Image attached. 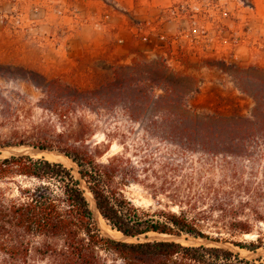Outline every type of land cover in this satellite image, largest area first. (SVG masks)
<instances>
[{
    "label": "rangeland",
    "instance_id": "1",
    "mask_svg": "<svg viewBox=\"0 0 264 264\" xmlns=\"http://www.w3.org/2000/svg\"><path fill=\"white\" fill-rule=\"evenodd\" d=\"M111 15L105 13L102 23L109 22ZM129 26L134 47L131 57L121 60L59 62L19 45L17 39L1 38L0 143L43 135L55 144L64 140L90 150L98 146L104 151L98 158L101 162L121 151L150 153L159 162L153 170L160 163L177 168L176 174L165 175L176 181L191 173L216 184L235 179L260 182L264 145L259 139L247 143L248 155H225L213 146L206 149L183 133L177 125L179 111L168 109L167 104H188L198 114L219 110L227 116L238 112L252 118L260 113L259 104H264V0H187L151 19L132 18ZM116 40L123 41L121 37ZM132 159L139 167L148 166L138 156ZM153 181L152 175L147 177L146 182ZM128 190L135 203L151 204L145 189L131 185ZM257 229L264 238V225L259 223ZM151 234L156 233L145 237L174 240ZM255 237L245 234L239 239ZM179 240L222 245L247 259L264 256V248L251 252L201 238L181 236L175 241ZM0 264L5 260L0 259ZM37 264L44 263L38 260ZM105 264L120 262L107 258Z\"/></svg>",
    "mask_w": 264,
    "mask_h": 264
},
{
    "label": "trees",
    "instance_id": "2",
    "mask_svg": "<svg viewBox=\"0 0 264 264\" xmlns=\"http://www.w3.org/2000/svg\"><path fill=\"white\" fill-rule=\"evenodd\" d=\"M259 107L260 113L246 118L238 112L198 114L188 104H167L179 111L177 125L190 139L234 156L248 155L246 145L253 138L264 145V104ZM22 144L62 153L76 165L78 177L61 162L43 157H0V259L5 264H105L107 258L120 264H264V256L247 259L222 245L104 236L80 187L82 181L101 218L124 236H189L255 252L264 248L257 229L264 225V178L256 184L236 179L216 184L186 173L176 181L165 175L176 174L177 168L160 163L153 170L159 162L150 153L121 151L101 162L104 151L98 146L55 144L43 135L0 147ZM133 156L148 166H137ZM149 173L151 183L146 182ZM131 185L145 189L151 204L135 203L128 194ZM245 234L256 237L239 239Z\"/></svg>",
    "mask_w": 264,
    "mask_h": 264
},
{
    "label": "crops",
    "instance_id": "3",
    "mask_svg": "<svg viewBox=\"0 0 264 264\" xmlns=\"http://www.w3.org/2000/svg\"><path fill=\"white\" fill-rule=\"evenodd\" d=\"M185 1L0 0V39H17L19 45L59 62L129 59L134 47L128 31L131 19H151ZM107 12L111 19L102 23Z\"/></svg>",
    "mask_w": 264,
    "mask_h": 264
},
{
    "label": "bare ground",
    "instance_id": "4",
    "mask_svg": "<svg viewBox=\"0 0 264 264\" xmlns=\"http://www.w3.org/2000/svg\"><path fill=\"white\" fill-rule=\"evenodd\" d=\"M12 154H30V155H34V156H41L47 160L50 161H56V162H61L62 164H64L66 167L70 168L71 171L73 172V174L78 177L77 171H76V165L68 158H66L65 156H63L62 154L55 152V151H39L37 149H32L31 147H27V146H17V147H13V146H7V147H1L0 148V157H5V156H9ZM80 187L82 188L84 195L89 203V207L96 219L97 225L101 231L102 234L109 236L113 239H117V240H124V241H132L134 240L133 238H130L128 236H124L122 235L120 232L111 229L106 222L99 216V214L97 213L96 209H95V205H94V201L92 199V195L90 194V192L88 191V189L86 188V186L84 185V183L81 181L80 182ZM154 236V238H171L174 240H177L179 237H172V236H168L165 234H151ZM189 237V236H188ZM187 239V238H186ZM197 239V238H196ZM180 242V240H179ZM200 243V242H199ZM192 245V244H191ZM248 252V251H247ZM251 253V252H250ZM249 254V253H248Z\"/></svg>",
    "mask_w": 264,
    "mask_h": 264
},
{
    "label": "water",
    "instance_id": "5",
    "mask_svg": "<svg viewBox=\"0 0 264 264\" xmlns=\"http://www.w3.org/2000/svg\"><path fill=\"white\" fill-rule=\"evenodd\" d=\"M17 146H27V145H16V146H13V147H17ZM27 147H31V146H27ZM32 149H35V148H33V147H31ZM39 151H51V150H42V149H38ZM12 155H19V154H12ZM28 155H30V154H28ZM5 157H7V156H5ZM78 174V173H77ZM91 194V193H90ZM92 199H93V197H92ZM94 201V200H93ZM94 205H95V203H94ZM95 209H96V207H95ZM96 211H97V209H96ZM97 213H98V211H97ZM99 214V213H98ZM100 216V215H99ZM139 237L140 236H137V237H130V238H133L134 239V241H131V242H138V241H150V239H148V238H146L145 236H144V240H140L139 239ZM173 241H175V240H173Z\"/></svg>",
    "mask_w": 264,
    "mask_h": 264
},
{
    "label": "built area",
    "instance_id": "6",
    "mask_svg": "<svg viewBox=\"0 0 264 264\" xmlns=\"http://www.w3.org/2000/svg\"><path fill=\"white\" fill-rule=\"evenodd\" d=\"M174 6L170 7V8H173Z\"/></svg>",
    "mask_w": 264,
    "mask_h": 264
}]
</instances>
